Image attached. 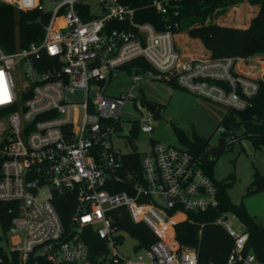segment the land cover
Returning a JSON list of instances; mask_svg holds the SVG:
<instances>
[{
	"label": "built area",
	"instance_id": "1",
	"mask_svg": "<svg viewBox=\"0 0 264 264\" xmlns=\"http://www.w3.org/2000/svg\"><path fill=\"white\" fill-rule=\"evenodd\" d=\"M178 2L150 0L148 6L174 16ZM0 3L19 11L35 9L37 20L46 17L37 40L9 52L0 48V201L11 215L0 234L6 264H91L82 238L88 229L107 249L96 264H197L196 248L179 246L172 226L187 212L217 206L203 155L152 141L139 153L134 170L123 160L126 153L112 146L111 136H128L134 124L140 132H151V120L140 110L128 119L129 126L123 122L130 114L124 106L136 102L131 91L146 81L174 84L223 107L242 109L261 78L250 68L264 65V54L211 57L199 46L193 54H181L176 21L161 29L134 21L135 8L121 0ZM135 59L149 67L132 65L129 88L104 95V85L119 67ZM90 87L96 89L94 97L88 96ZM75 91L83 93L82 100L67 98ZM222 130L218 127V133ZM59 196L71 202L67 228L57 213ZM118 207L156 236L148 246L135 250L133 245L132 259L116 249L124 232L112 224L109 212ZM227 214L213 220L232 239L225 264H264L244 252L247 233L238 221L234 228Z\"/></svg>",
	"mask_w": 264,
	"mask_h": 264
},
{
	"label": "trees",
	"instance_id": "2",
	"mask_svg": "<svg viewBox=\"0 0 264 264\" xmlns=\"http://www.w3.org/2000/svg\"><path fill=\"white\" fill-rule=\"evenodd\" d=\"M121 1L135 8L134 21L148 22L156 29H161L165 22L176 21L177 30H186L188 36L197 38L211 57L246 58L264 54V0H247L250 5L256 6V11L243 28L213 22V17L224 14L228 7L241 0H179L174 16L155 13L148 6L150 0ZM39 14L35 9L19 11L9 4L0 3V48L9 52L37 40L41 35V23L46 21L45 15H41L37 20ZM205 18L208 22H204ZM132 65H138L142 69L149 67L144 61L135 59L122 64L119 68L128 72ZM256 81L257 90L255 94L246 98L242 109L224 107L225 111L215 128L221 126L223 130L219 132L214 145H210L207 138L195 134L187 138L178 129L173 128L183 148L194 155H203L204 172L212 180L216 191L217 206L214 209L187 212L185 220L178 221L172 226L174 239L179 246L196 248L197 264H225L232 239L220 225L213 222L220 213L234 216L247 233L244 252H252L258 261L264 263V225H260L248 215L241 202L234 204L229 200L226 190L233 183V175L229 174L221 180H214L211 177L213 164L219 154L231 148L232 143L227 141L226 137H242L253 148L264 147V82L262 78ZM170 86L178 88L174 84ZM151 116H156V109ZM136 129L134 124L131 133H135ZM149 143H152V140H149ZM123 158L131 162L134 170L138 168L139 153L131 150L124 154ZM122 188V185H118L117 189ZM256 191H264V174L253 169L243 195ZM56 208L63 226L67 228L71 202L59 196ZM7 209L8 204L0 201V234H4L9 225L11 215L7 213ZM109 214L112 224L135 241V250L155 241L156 236L143 223H133L129 219L125 208L112 209ZM199 223L203 225L198 232ZM163 231L165 234L170 233L168 225H165ZM82 238L87 247L88 261L96 264L98 258L103 259L107 252L105 242L89 229L83 233ZM0 259V264H6V258L1 250Z\"/></svg>",
	"mask_w": 264,
	"mask_h": 264
},
{
	"label": "rangeland",
	"instance_id": "3",
	"mask_svg": "<svg viewBox=\"0 0 264 264\" xmlns=\"http://www.w3.org/2000/svg\"><path fill=\"white\" fill-rule=\"evenodd\" d=\"M255 8V7H254ZM251 9L242 2L228 7L224 14L213 17L214 23H222L225 26L241 28L244 21L249 16ZM204 22H208L204 19ZM176 45L181 54L197 51L195 47L199 46L201 52H208L197 38L188 36L186 30H178L175 35ZM209 53V52H208ZM242 67V66H241ZM243 69V67H242ZM244 70V69H243ZM250 74L261 77L264 75V65H258L250 69ZM130 86V76L124 69H120L117 75L110 78L104 85L103 94L108 96H117L127 90ZM136 102L132 105L129 102L124 108L130 114L123 115V122L129 126L128 119L133 118L137 111H141V117L151 120L152 130L149 133H143L136 130L135 133H129L128 136H120L114 133L111 136V144L122 153L134 150L137 153L146 152L149 149V140L154 142L181 146L173 128L178 129L184 136L190 138L193 134L207 138L210 145L216 143L219 135V121L225 111L223 105L211 100L202 98L181 88H172L170 85L158 81H146L140 83L132 91ZM96 89L90 87L88 96L94 97ZM70 100H82L83 93L75 91L67 95ZM148 101L156 107V116H150L143 108L141 102ZM140 101V103H139ZM143 108V109H142ZM2 124L5 121L1 120ZM239 134V132H237ZM231 142V148L219 154L215 160L211 177L214 180H221L233 175V183L226 190L229 200L238 204L241 202L243 209L257 223L264 225V191H256L248 195H243L247 188L253 169L264 174V147L253 148L250 143L242 137H226ZM231 219L233 227L239 225L237 220L227 214ZM135 241L127 234L122 233V242L116 245L117 251L127 258L132 259L134 252L132 246ZM4 246V243H2Z\"/></svg>",
	"mask_w": 264,
	"mask_h": 264
},
{
	"label": "water",
	"instance_id": "4",
	"mask_svg": "<svg viewBox=\"0 0 264 264\" xmlns=\"http://www.w3.org/2000/svg\"><path fill=\"white\" fill-rule=\"evenodd\" d=\"M263 82H264V75L261 76ZM142 105L144 106V108L148 111L149 114L152 115V113L154 112V110L156 109V107L154 106V104L143 100L142 101Z\"/></svg>",
	"mask_w": 264,
	"mask_h": 264
},
{
	"label": "crops",
	"instance_id": "5",
	"mask_svg": "<svg viewBox=\"0 0 264 264\" xmlns=\"http://www.w3.org/2000/svg\"><path fill=\"white\" fill-rule=\"evenodd\" d=\"M243 5H247V6L249 7V9H251V11H252V12L249 14V16L247 17V19H246V20L244 21V23H243V24H244L243 27H245V26L247 25V23H248L249 18H250L251 16L254 15V13H255V11H256V6H255V5H249V4H243ZM254 7H255V8H254ZM243 27H241V28H243ZM256 67H257V66H256ZM252 68H255V67H251L250 69H252ZM240 69L243 70L244 68L242 69V67H240ZM243 71H244V72H245V71L247 72L248 70L244 69Z\"/></svg>",
	"mask_w": 264,
	"mask_h": 264
},
{
	"label": "bare ground",
	"instance_id": "6",
	"mask_svg": "<svg viewBox=\"0 0 264 264\" xmlns=\"http://www.w3.org/2000/svg\"><path fill=\"white\" fill-rule=\"evenodd\" d=\"M263 66V65H262Z\"/></svg>",
	"mask_w": 264,
	"mask_h": 264
}]
</instances>
